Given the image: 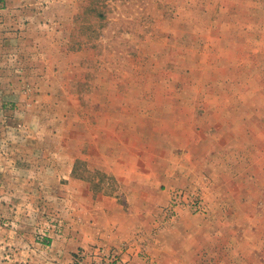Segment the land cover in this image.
<instances>
[{"label": "rangeland", "instance_id": "374dc122", "mask_svg": "<svg viewBox=\"0 0 264 264\" xmlns=\"http://www.w3.org/2000/svg\"><path fill=\"white\" fill-rule=\"evenodd\" d=\"M128 170L171 199L74 246ZM122 242L125 264H264V0H0V264Z\"/></svg>", "mask_w": 264, "mask_h": 264}, {"label": "crops", "instance_id": "0c3cea01", "mask_svg": "<svg viewBox=\"0 0 264 264\" xmlns=\"http://www.w3.org/2000/svg\"><path fill=\"white\" fill-rule=\"evenodd\" d=\"M122 165L125 169H129L127 164ZM128 172L129 170L118 174L119 177L130 178L137 185L135 189L128 191V196L131 197H128L127 204L119 203L117 199L107 198L89 211V217L86 220L75 221L73 229H76L74 235L77 238L74 246L89 248L90 244L128 237L135 229L149 227V212L159 208L160 205L167 204L171 199L172 191L170 190L175 188L172 184L176 185V181L170 174ZM155 184L158 185L157 188ZM164 185L167 187L162 190ZM158 188L161 189V196L157 197Z\"/></svg>", "mask_w": 264, "mask_h": 264}, {"label": "built area", "instance_id": "2783aa9c", "mask_svg": "<svg viewBox=\"0 0 264 264\" xmlns=\"http://www.w3.org/2000/svg\"><path fill=\"white\" fill-rule=\"evenodd\" d=\"M128 246L127 242H122L119 247L114 248L102 246L93 252L89 259L76 260L75 264H125L121 253Z\"/></svg>", "mask_w": 264, "mask_h": 264}]
</instances>
